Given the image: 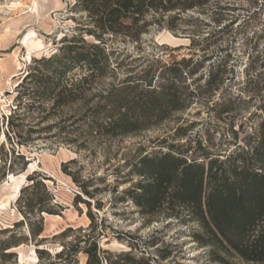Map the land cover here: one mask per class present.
<instances>
[{"label":"rangeland","instance_id":"374dc122","mask_svg":"<svg viewBox=\"0 0 264 264\" xmlns=\"http://www.w3.org/2000/svg\"><path fill=\"white\" fill-rule=\"evenodd\" d=\"M20 2L21 9L15 6ZM75 2L0 0V264H88L94 238L104 264H258L197 241L194 233L204 230L186 208L179 217L165 214L164 206L143 214L124 194L140 177L124 174L146 153L172 150L203 160L204 153L224 158L255 144L264 120V0H201L168 12L179 16L174 31L155 26L138 39L107 34L105 44L120 65L96 80L84 100L60 107L51 98L33 100L27 93L32 84L17 97L23 77L45 67L36 60L69 43L65 35L98 42L81 29L87 14ZM190 57L177 82L184 97L195 93L187 107L126 135L83 134L97 92L153 58L172 63ZM84 71L72 69L64 83ZM211 74L219 84L213 93L206 86ZM28 198L33 209L25 216L20 209ZM40 205L58 214L39 212ZM37 245L51 251L39 259Z\"/></svg>","mask_w":264,"mask_h":264},{"label":"trees","instance_id":"16d2710c","mask_svg":"<svg viewBox=\"0 0 264 264\" xmlns=\"http://www.w3.org/2000/svg\"><path fill=\"white\" fill-rule=\"evenodd\" d=\"M200 3L201 0H76L74 6L87 14V22L81 29L98 42L89 43L82 34L65 35L62 39L69 43L63 44L59 53L36 60L44 62L45 67L35 66L23 77L18 84L21 90L17 97L22 98L26 93L22 92V87L32 84L27 93L33 100L51 98L57 107L84 100L86 90L96 80L107 70L117 69L120 65L118 61L114 65L111 56L114 50L105 44L107 34L138 39L155 26L174 31V21L179 16L166 17L168 12L176 8L183 11ZM192 61V57L172 63L153 58L142 71L97 92V101L87 107L91 119L83 134L126 135L148 128L166 119L171 112L187 107L195 93L191 91L184 97L177 82L181 68ZM53 62L56 65H52ZM76 67L85 70L84 73L71 85L64 83L68 72ZM159 67L162 68L160 72L157 71ZM206 86L211 93L218 90L214 74ZM170 146L175 147L174 144ZM241 153L248 155L243 157ZM202 155L203 160H199L195 155L188 158L183 153L168 150L140 156L124 174L128 178L133 174L140 177L126 188L125 196L146 215L156 214L164 206L165 214L179 217L186 208L189 218L197 220L205 232L194 233L197 241L210 243L214 249L221 245L245 261L264 264V120L255 144L247 150L224 158L207 153ZM28 178L35 184L31 176ZM85 202L91 204L90 200ZM23 206L25 208L20 211L27 216V210L33 209L32 199L25 200ZM38 210L58 214L42 205ZM90 217L95 219L92 213ZM42 231L43 228L33 233L40 235ZM93 243L86 251L88 264H104L97 238ZM20 244L10 245L9 249ZM39 245L36 251L39 259H43L51 250ZM64 251L62 248L55 256L60 257ZM167 257L163 255L162 258Z\"/></svg>","mask_w":264,"mask_h":264},{"label":"bare ground","instance_id":"6f19581e","mask_svg":"<svg viewBox=\"0 0 264 264\" xmlns=\"http://www.w3.org/2000/svg\"><path fill=\"white\" fill-rule=\"evenodd\" d=\"M18 5H19V6H18ZM20 5H21V7H20ZM23 5H24V4H22L21 2H20V4H17V3L15 4V6H16V7L18 6L20 9L23 7ZM46 215H47V214H46ZM51 217H53V218H55V219H61V218H62L61 215H52ZM51 225H52V224H51ZM34 259L37 260V256H35Z\"/></svg>","mask_w":264,"mask_h":264}]
</instances>
